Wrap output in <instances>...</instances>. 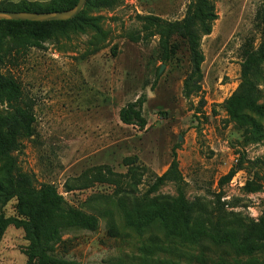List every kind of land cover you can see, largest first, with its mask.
<instances>
[{
  "label": "rangeland",
  "instance_id": "obj_1",
  "mask_svg": "<svg viewBox=\"0 0 264 264\" xmlns=\"http://www.w3.org/2000/svg\"><path fill=\"white\" fill-rule=\"evenodd\" d=\"M210 1L218 19L201 39L202 91L190 100L183 94L192 72L186 40L171 38V60L165 63L160 36H150L140 18L180 21L190 0H123L113 9L93 10L102 17L103 34L87 30L56 37L44 49L30 50L14 69L36 115L35 135L23 139L15 153L20 169L38 187L54 185L71 207L98 219L96 230L62 233L56 247L66 258L78 264H120L155 240L178 249L159 255L183 264H199L191 259L199 255L206 264L220 257L264 261V251L237 256L231 246H217L205 237L193 246L182 244L165 236L160 221L137 232L127 225L116 193L119 186L133 189L128 172L134 167L143 181L134 193L142 195L169 169L176 151L192 203L234 213L231 228L238 217L258 219L264 212V141L247 143L246 129L222 109L242 82L243 49L258 48L264 39V0ZM142 96L144 130L119 117L124 106ZM132 159L136 164L128 166ZM232 169L235 177L221 186ZM251 180L262 185L261 191L244 190ZM176 195V186L167 183L153 196ZM16 203L0 207V213L15 216ZM27 245L24 230L10 225L0 241V264H28Z\"/></svg>",
  "mask_w": 264,
  "mask_h": 264
},
{
  "label": "trees",
  "instance_id": "obj_2",
  "mask_svg": "<svg viewBox=\"0 0 264 264\" xmlns=\"http://www.w3.org/2000/svg\"><path fill=\"white\" fill-rule=\"evenodd\" d=\"M122 1L88 0L84 10L68 21H0V207H5L12 200L17 202L15 216L6 217L0 213V241L10 225L23 229L28 241L24 250L28 264H78L59 253L56 246L61 242L65 230H96L98 219L71 207L54 185L43 184L38 187L34 177L20 169L15 153L22 148L23 139L35 135L36 115L35 103L28 98L13 71L20 67L30 50L44 49L51 39L66 37L71 32L85 33L87 30L103 34L102 17L92 15V11L99 8L113 9ZM78 2L3 1L0 2V10L61 12L73 9ZM140 18L145 30L150 31V36H160L162 60L165 63L171 60V38L181 36L186 40L192 72L184 81L183 94L189 100L198 96L202 91V64L205 60L201 39L212 33L213 24L218 19L215 6L210 0H190L185 17L180 21L167 22L152 15ZM243 51L242 82L222 103V109L231 121L246 129L247 143H260L264 141V39L258 48L252 46ZM145 102L142 96L124 106L119 112L120 121L144 130L148 125L143 113ZM136 162L137 159H132L127 165ZM132 168L128 175L135 180L133 189L119 186L116 191L121 195L119 206L129 227L143 232L160 221L165 236L179 240L182 244L193 246L205 237L217 246H231L237 256H252L264 251V212L258 219L238 217L233 221L235 227L231 228L229 218L234 213H227L223 206L209 210L192 203L186 193V181L176 151L173 152L169 169L161 176H156L147 191L140 196L134 193V188L138 189L137 186L142 184V176ZM236 173L237 170L232 169L222 177L220 185L230 183ZM167 183L176 186V197L153 196ZM262 188L261 184L251 180L246 183L244 190L257 193ZM177 251L154 240L140 248L139 256L120 264H183L173 257L159 255H172ZM192 258L199 264L207 263L203 255ZM216 264H264V261L259 262L256 258L229 261L220 257Z\"/></svg>",
  "mask_w": 264,
  "mask_h": 264
},
{
  "label": "water",
  "instance_id": "obj_3",
  "mask_svg": "<svg viewBox=\"0 0 264 264\" xmlns=\"http://www.w3.org/2000/svg\"><path fill=\"white\" fill-rule=\"evenodd\" d=\"M88 0H79L78 4L70 10L50 13L11 12L0 10V21H68L77 17L85 8Z\"/></svg>",
  "mask_w": 264,
  "mask_h": 264
}]
</instances>
